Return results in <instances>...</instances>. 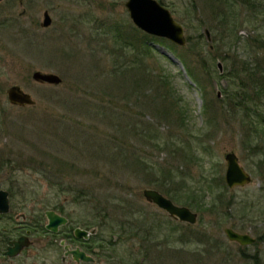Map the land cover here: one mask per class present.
<instances>
[{"label":"rangeland","instance_id":"rangeland-1","mask_svg":"<svg viewBox=\"0 0 264 264\" xmlns=\"http://www.w3.org/2000/svg\"><path fill=\"white\" fill-rule=\"evenodd\" d=\"M125 1H0V164L5 161L0 166V182L6 181L0 188L7 189L12 181L14 191L20 192L10 198V218L0 219V232L17 228L18 232L8 233L13 239L30 222L39 221L42 227L47 222L44 211H59L61 205L74 224L79 220L84 225L95 217L105 220L107 226L99 230V238L111 239L113 233L121 236L124 221L139 220L145 226L161 221V232L153 230L152 242H162L160 249H174L182 255L196 253L198 257L205 236L220 238L236 250L238 244L227 239L224 227L264 237V185L256 166L258 156L249 151L239 114L233 115L230 106L226 109L227 101L217 97V90L231 88L229 78L220 74L228 71L230 58L242 42L213 41L210 47L190 0H157L183 25L186 38L184 45L174 44L176 53L169 48V40L146 34L153 48L150 67L155 74L166 76L167 83L162 82L169 89L166 103L154 99L155 91H140L130 83L119 92L118 82L124 77L115 78L112 72L117 47L124 39L137 43L145 34L132 24ZM44 10L52 22L42 28ZM235 11L246 15L238 35L256 34L257 26L264 37V18L257 24L251 18V14H264V0L257 9L248 11L237 5ZM206 13L211 14L208 9ZM117 28L119 35H115ZM246 49L239 48L238 53L247 56ZM178 54H189L190 67L201 85L189 76ZM132 55L129 51L127 59ZM34 70L54 72L62 82H36L31 77ZM135 76L138 85L141 81ZM14 84L31 95L33 106L9 104L6 89ZM160 100L168 108L167 116L159 112L164 107ZM147 101L153 103L147 105ZM176 145L179 153L173 152ZM229 151L250 174V183L233 188L225 185L224 154ZM136 155L141 167L135 164ZM38 163L46 165V174L38 170ZM60 167L59 173L66 174L62 181L50 176ZM168 169L173 176H164ZM144 188L163 195L167 192L175 204L198 214L196 223L187 226L169 219L145 200ZM193 195L198 205L184 204ZM20 213L24 219L15 218ZM38 223L37 231L29 235L32 244L16 257L0 254V264H61L62 249L40 231ZM185 233L188 240L176 241V236ZM136 245L119 239L113 252L121 262L112 264H123L130 257L127 251L138 256L133 250ZM5 247L0 241V253ZM245 247L246 252L259 253V263L264 264V240ZM190 263L201 264L193 259ZM240 264L254 261L244 259Z\"/></svg>","mask_w":264,"mask_h":264},{"label":"trees","instance_id":"trees-1","mask_svg":"<svg viewBox=\"0 0 264 264\" xmlns=\"http://www.w3.org/2000/svg\"><path fill=\"white\" fill-rule=\"evenodd\" d=\"M201 1H204V3ZM261 1L262 0H190L189 3L191 10L195 13L194 15L196 19H198L199 23H201L202 27L207 25L210 30L214 32V37H212L211 44L209 43V45L212 46L213 41L223 44L225 40H229L230 42H233L234 45L242 42V46H236L237 49H235V54L230 58L228 71L225 74H223V72L220 74V77H228L231 81V88L229 90L224 87L221 100L227 101L228 105L226 106V109L230 106L232 109V111L231 109L230 111L233 115L239 114L242 128L244 129L245 141L249 144V151L251 152V155L253 154L258 156L256 166L264 185V37L261 36L259 27L257 26H254V29L257 31V35L251 33L250 31L246 37L238 35L237 33L239 28L245 22L243 17L246 15L236 14L235 11L237 5H240L248 11L251 9H257L259 8ZM160 2L163 4L162 1ZM207 9L211 14L206 13ZM257 11H260V9ZM253 17L254 22L257 24L262 17L264 18V14H251V18ZM246 21L250 22L249 15ZM239 25L240 27H238ZM115 32V35L120 34L118 28ZM168 46L172 51L177 53L176 45L170 43ZM239 48L249 49H246L248 51V55L246 56L238 53ZM129 51H132L133 53L130 60L127 59V53ZM152 51L153 48L149 44V37L146 34L142 35V39H139L137 43L124 39V42H122V44L119 43L117 47L116 62L118 64L114 63V70H112L114 74L113 76H115V78L124 77L122 82H118L119 92L124 90V88L130 83L129 85L132 86L134 84L138 87L137 89H140V91L143 89L145 91H155V95L158 96H155L154 99L159 97L166 103V93L169 92V89L166 90L167 88L165 89L164 86V84L167 83L165 78L166 76L160 73L155 74L153 72V68L150 67ZM197 54L201 56L200 49L197 51ZM177 56L183 63V66L189 76L194 78L201 85L200 78L196 74L194 68L190 67L191 59L189 54H178ZM219 57L223 60L228 59L224 55H219ZM203 62L205 61L203 60ZM136 73L139 75V81H141L138 85V80L135 79ZM125 75L127 76L126 79ZM164 80L166 82H164ZM152 103L153 102L147 101V105H151ZM165 103L163 104L164 107H160L161 111L159 112L162 114L166 112L164 116H167L169 111ZM146 125L147 129L151 128L149 124ZM148 139L150 138L148 137ZM156 145L158 147L161 146L159 142H156ZM179 149L180 147L176 145L173 152L179 153ZM136 156L137 158L135 164L141 167L140 157L139 155ZM18 157H21L20 153L18 154ZM32 160L33 159H31L30 162ZM4 162L5 161L3 159L0 166ZM38 170L41 171L42 174H46V165L38 163ZM60 170H62L61 167L57 168V170H55L50 176L62 181L63 176L65 177L66 174L64 175L59 173ZM172 173V170L168 169L164 176H173ZM217 179L218 178L213 180H219L217 184L225 187L222 179ZM0 183H6V181L2 180ZM70 189L71 188H69V190ZM261 189H264V187H261ZM7 190L14 193L12 181L10 182ZM165 194L169 195L167 192H165ZM189 197L191 198V201H186L184 204H189L191 206L198 205L196 204V201L198 200L196 195ZM218 197L222 198V194H218ZM171 198H173V196H171ZM230 201L231 199H229V202ZM40 229H43V227H40ZM4 241H6V239Z\"/></svg>","mask_w":264,"mask_h":264},{"label":"flooded vegetation","instance_id":"flooded-vegetation-1","mask_svg":"<svg viewBox=\"0 0 264 264\" xmlns=\"http://www.w3.org/2000/svg\"><path fill=\"white\" fill-rule=\"evenodd\" d=\"M41 22H40V26H41ZM7 192L9 199V211L6 213H0V219L2 217L10 218V214H9L11 208L10 198H14L15 192H19V191H14V193H11V191L7 190ZM155 206L158 207L157 205ZM158 208L164 211L166 216L169 217V219L174 220L175 223L181 222V223H186L187 226L192 225V223L180 221L175 217L170 216L167 213V211H165L164 209L160 207ZM46 211L47 210L44 211V216ZM55 212L60 216L65 217L66 222L64 224L59 225L56 232H52L45 227V225L48 222L45 216L47 222L44 225H42L43 229H40V231L47 234V238L52 239L54 241L53 245H55L58 249H62L60 254L61 264H112V263H116V261L117 263H119L121 262V260L118 261V257L113 252L115 249V245L118 244L119 239L121 240V242H125L126 240L127 243L132 241L137 242V245L133 247V250H135L138 253V256H135V254H132V252L127 251L128 252L127 256H129L130 254V257L128 259H125L123 261V264H191L190 263L191 259L196 260V262L197 261L201 262V264H240V262L244 259L246 260L251 259L254 261V264H261L259 263V257H260L259 253L252 254L246 252L247 247H245V245H252V244L255 245L256 242L263 241L264 237L261 236L257 238L254 237L255 238L254 242L245 245H242L234 240H230L226 236L229 241L236 242L238 244L236 250L233 247L226 245L225 242L220 238L213 239L205 236L203 241L206 240V242L203 243L204 245L202 248V252L198 257H196V255H198L196 253L195 254L187 253L185 255H182L176 253L175 252L176 250L174 249L173 250L168 249V251L164 249H160L162 242L159 243L152 242L151 238L153 236V233L155 232L153 230H156L159 233L161 232L160 231L162 225L161 221L149 222L151 224L150 226L149 225L145 226L144 222L143 223L139 222V220L124 221L121 228V236L118 237L113 233L114 235L112 234V238L109 239L107 237L104 238L98 237L99 230L103 227V225L107 226L105 220H96L95 217L93 218V220H90L89 223H86L84 225L80 224L79 220L75 221L76 224H74L71 221L70 213L65 212L64 208L61 205L59 206V211H55ZM15 218L24 219L25 214L23 213L17 214ZM37 223L30 222L27 225V229L24 231V233L17 235L13 239L9 238L8 233L9 231L18 232L17 228H14L13 230L4 229V231L0 232V241H2L3 244L6 243L5 250L2 251V253L0 254H2L3 256L6 255L5 251L9 245V242L17 239L19 236L24 234L27 235L29 239V245L27 247H24L17 255L13 257L20 255L25 249H27L32 244L29 235L31 234V231L32 232L37 231V227H36ZM38 225L41 227L40 222L38 223ZM77 228L83 231L84 233H80L81 235L79 236L75 234V229ZM225 228L226 227L223 228V231ZM232 229L235 230L234 228ZM171 230H172L171 233L175 234V227H172ZM239 233H243V232H239ZM188 238L189 236L187 235V233H185V234H181L180 236H176V241L178 240L180 242H183L186 241V239L188 240ZM5 239L6 241H4ZM163 240H165L166 243L167 237L164 238ZM75 249H78L79 251L83 252V256L87 258L82 257L80 255L75 256L73 253H71V250H75ZM102 257L104 259L100 260V258Z\"/></svg>","mask_w":264,"mask_h":264},{"label":"water","instance_id":"water-1","mask_svg":"<svg viewBox=\"0 0 264 264\" xmlns=\"http://www.w3.org/2000/svg\"><path fill=\"white\" fill-rule=\"evenodd\" d=\"M1 1V0H0ZM124 6L128 12V16L132 24L141 30L143 33L150 36L165 38L173 44L182 46L186 42L185 30L183 25L175 20L170 10L162 5L157 0H126ZM52 20L47 11L43 13L42 27H48ZM202 31L205 35L206 42L212 41L210 30L203 27ZM211 47V46H210ZM217 67L221 73V63L217 62ZM34 81L50 85H58L62 82V78L54 72H44L34 70L31 74ZM222 92L217 90V97H222ZM7 101L15 106H33L35 100L31 95L25 92L19 85L14 84L6 89ZM226 163L224 182L228 188L235 186H244L251 182L250 174L239 164L238 157L233 151L224 154ZM142 194L146 201L157 205L167 211V213L180 221L187 223H195L197 214L185 205L175 204L170 198L164 196L158 190L153 188H144ZM9 211L8 192L0 189V213ZM45 216L48 220L45 227L56 232L58 226L66 222V218L60 216L53 210H47ZM226 236L230 240H234L242 245L250 244L255 241V238L248 233H239L230 227L224 229ZM84 233L80 229H75V234L78 236ZM29 245L27 235H21L17 239L9 242L5 251L6 255L13 257L17 255L24 247ZM75 256H83V252L78 249L71 250ZM87 258V257H85Z\"/></svg>","mask_w":264,"mask_h":264},{"label":"bare ground","instance_id":"bare-ground-1","mask_svg":"<svg viewBox=\"0 0 264 264\" xmlns=\"http://www.w3.org/2000/svg\"><path fill=\"white\" fill-rule=\"evenodd\" d=\"M163 5V4H162Z\"/></svg>","mask_w":264,"mask_h":264}]
</instances>
